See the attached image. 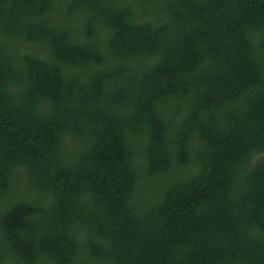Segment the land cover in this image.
<instances>
[{
	"label": "trees",
	"instance_id": "trees-1",
	"mask_svg": "<svg viewBox=\"0 0 264 264\" xmlns=\"http://www.w3.org/2000/svg\"><path fill=\"white\" fill-rule=\"evenodd\" d=\"M0 264H264V0H0Z\"/></svg>",
	"mask_w": 264,
	"mask_h": 264
},
{
	"label": "rangeland",
	"instance_id": "rangeland-1",
	"mask_svg": "<svg viewBox=\"0 0 264 264\" xmlns=\"http://www.w3.org/2000/svg\"><path fill=\"white\" fill-rule=\"evenodd\" d=\"M61 20L63 21L64 19L62 18ZM18 45H20L21 49H23L22 51H28V50L30 51L31 50V46L28 43H22V42H20V43H18ZM35 49H37V50H43L44 48H43L42 45H39V46H36ZM18 182H20V181H18ZM20 185H21V183L18 184L17 187L19 188ZM15 193H16V190H15Z\"/></svg>",
	"mask_w": 264,
	"mask_h": 264
}]
</instances>
